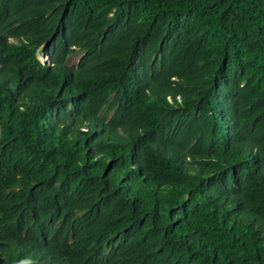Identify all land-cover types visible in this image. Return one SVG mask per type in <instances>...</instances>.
<instances>
[{
    "label": "trees",
    "instance_id": "1",
    "mask_svg": "<svg viewBox=\"0 0 264 264\" xmlns=\"http://www.w3.org/2000/svg\"><path fill=\"white\" fill-rule=\"evenodd\" d=\"M0 264H264V0H0Z\"/></svg>",
    "mask_w": 264,
    "mask_h": 264
},
{
    "label": "rangeland",
    "instance_id": "2",
    "mask_svg": "<svg viewBox=\"0 0 264 264\" xmlns=\"http://www.w3.org/2000/svg\"><path fill=\"white\" fill-rule=\"evenodd\" d=\"M79 56H80L79 51L76 52V53H73V54L68 55V56L66 57V60H65L66 64H67L68 66L76 65ZM39 60H40L41 63H45V62H46V60H44V57L41 56V54L39 55Z\"/></svg>",
    "mask_w": 264,
    "mask_h": 264
},
{
    "label": "clouds",
    "instance_id": "3",
    "mask_svg": "<svg viewBox=\"0 0 264 264\" xmlns=\"http://www.w3.org/2000/svg\"><path fill=\"white\" fill-rule=\"evenodd\" d=\"M41 54V56H43L44 57V60H46V62L45 63H48L49 62V58H48V56L45 54V53H38V59H39V55ZM40 61V60H39Z\"/></svg>",
    "mask_w": 264,
    "mask_h": 264
}]
</instances>
